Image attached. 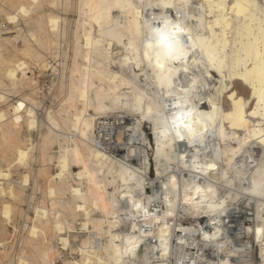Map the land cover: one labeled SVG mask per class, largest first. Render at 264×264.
I'll return each mask as SVG.
<instances>
[{
  "label": "bare ground",
  "instance_id": "6f19581e",
  "mask_svg": "<svg viewBox=\"0 0 264 264\" xmlns=\"http://www.w3.org/2000/svg\"><path fill=\"white\" fill-rule=\"evenodd\" d=\"M165 17L215 74L207 108L136 67ZM185 100L201 143L163 124ZM262 185L264 0H0V264H264Z\"/></svg>",
  "mask_w": 264,
  "mask_h": 264
},
{
  "label": "snow or ice",
  "instance_id": "6c2138e0",
  "mask_svg": "<svg viewBox=\"0 0 264 264\" xmlns=\"http://www.w3.org/2000/svg\"><path fill=\"white\" fill-rule=\"evenodd\" d=\"M164 7H171V5H164ZM21 12H24V9L21 8ZM27 15V13H25ZM10 21L14 20L15 17L9 16ZM149 35L147 36V43L144 45L142 51L141 59L136 64L137 68L141 67V64L144 61H147V69H151L152 74L158 80L161 88H168V95L172 96L177 85L173 83L176 79V72H182L185 75V83L180 85V90L185 94L186 97H191L195 99L196 103H199L201 107L207 108L208 104L211 101L205 102L203 97L208 96L212 92L210 87L215 83V74L208 72V66L205 64L204 68L193 67L198 64L199 61L192 60L191 65L189 64L188 51L193 50L195 45L191 43L192 37L190 34H187L185 28L181 23H173L167 17L163 18L162 26L153 27L149 30ZM193 56L196 53L193 51ZM179 63L180 68L177 69L174 67L175 64ZM192 71L193 75L189 77L187 74ZM197 73L199 74L197 76ZM200 89H206L202 95H200ZM229 97V85L226 82H222L215 89V100L216 103L228 104ZM155 99L162 100V94H159ZM139 102V101H138ZM196 103L189 108L186 106L187 101L184 103H169L161 104V107L170 111L171 115L165 117L163 124L171 129L174 133V139L184 141L188 140L190 144L192 143H201L204 139V134L200 132L197 128L193 127V124H200V119L205 118V113H196V118L194 117V112H196ZM20 108H23L24 105L20 104ZM215 109V104L212 105ZM151 112V109H149ZM255 115V113H253ZM207 119H211V115H207ZM204 132H207V129H204ZM193 166L197 167V171H203L202 168L196 165V161L193 160ZM187 166V165H186ZM207 169H215V163H208L206 165ZM143 185V180L137 178V186L140 187ZM262 191H264V185L261 186ZM196 193H201L203 190L201 188L195 189ZM208 193H212V188H207ZM188 201L186 200L185 203ZM134 207L137 210H141V204L133 202ZM222 207V205H221ZM144 215L147 217L150 210L148 208L143 209ZM167 215L171 216L172 212L169 211ZM215 223V221H213ZM256 231H264V229H257ZM119 239V237H116ZM205 241L212 240L211 236L205 235ZM128 244L132 247L127 248L125 251H133L136 247L135 239H129Z\"/></svg>",
  "mask_w": 264,
  "mask_h": 264
},
{
  "label": "rangeland",
  "instance_id": "374dc122",
  "mask_svg": "<svg viewBox=\"0 0 264 264\" xmlns=\"http://www.w3.org/2000/svg\"><path fill=\"white\" fill-rule=\"evenodd\" d=\"M144 128H145V131L147 132V135L148 137L144 140V143L142 144L149 152V155L150 157L153 155V135L151 134V128H150V125L149 124H145L144 125ZM151 175H154V172L152 170V174ZM155 176V175H154ZM38 198L41 199L43 198L42 194L41 193H38ZM74 226L76 228H79L80 227V222L79 221H76L74 223ZM11 229V228H10ZM80 235V234H79ZM80 239L77 238L76 240H73L72 239V243L75 244V243H79ZM75 252V251H74ZM77 255V254H76Z\"/></svg>",
  "mask_w": 264,
  "mask_h": 264
}]
</instances>
